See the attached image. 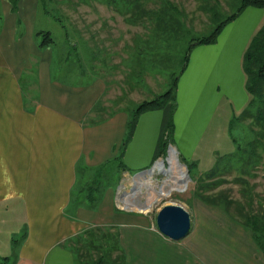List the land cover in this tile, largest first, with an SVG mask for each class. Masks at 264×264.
I'll return each instance as SVG.
<instances>
[{
  "label": "crops",
  "instance_id": "0c3cea01",
  "mask_svg": "<svg viewBox=\"0 0 264 264\" xmlns=\"http://www.w3.org/2000/svg\"><path fill=\"white\" fill-rule=\"evenodd\" d=\"M43 3L0 0V216H23L25 222L23 239L8 264H84L77 242L84 243L91 226L113 222L119 230L102 231L103 236L108 231L116 236L121 264H264L250 230L231 216H198L178 240L162 234L146 216L153 195H159L154 186L159 159L169 158L173 149L178 161L175 145L155 157L163 113L149 112L153 109L139 114L120 157L121 163L141 170L134 175L136 184L125 168L117 192H106L97 209L73 202L78 198L73 196L78 169L115 159L130 114L113 108L100 121L85 123L87 116L93 117L106 83L95 77L80 86L52 77L54 39ZM43 33L49 34L50 43H43ZM197 44L217 47L219 41L216 36L211 43ZM206 61L217 68L224 61L226 67L234 66V60L201 62ZM235 68L236 85L247 101L242 59L235 60ZM203 71L199 80L221 90L216 71Z\"/></svg>",
  "mask_w": 264,
  "mask_h": 264
},
{
  "label": "rangeland",
  "instance_id": "374dc122",
  "mask_svg": "<svg viewBox=\"0 0 264 264\" xmlns=\"http://www.w3.org/2000/svg\"><path fill=\"white\" fill-rule=\"evenodd\" d=\"M241 2L44 0L43 5L50 14L46 19L47 27L54 39L49 62L52 77L80 86L95 77L106 83L105 93L95 105L96 111L92 112L91 119L103 118L110 110L119 107L131 114L140 102L152 99L176 83L174 127L169 133L165 131L163 138L168 141L166 153L169 145L177 147L178 161L185 165V185L183 190L172 189L184 179L174 181V166L169 158L159 159L163 168L158 169L159 174L154 180L159 195L154 194L144 210L154 223L157 211L166 203L182 205L189 211L191 221L198 216H229L221 207L201 200L200 192L214 197L223 193L244 200L242 192L248 190L256 202L264 193V167L250 165L245 170L240 168L242 160L238 145L243 143V135L245 138L248 135L245 122L251 118L239 120L247 101L235 82L239 76L235 60L239 58L241 61L246 45L264 22V6L249 4L225 23L217 35V47L213 44L193 45L186 59L189 60L186 61L187 68L182 71L188 46L208 35L215 24L236 11ZM202 60H234V66L226 67L228 64L224 61L222 67L217 68ZM200 67L216 71L221 90L199 80L200 75L206 74ZM149 112L163 113L160 108ZM120 161L121 158L112 159L86 170L80 167L73 190V196L77 194L79 201L73 202L97 209L106 192H117L125 168L133 176L130 179L135 185L134 175L141 170L136 171L135 166H126L125 162L122 167ZM216 162V175L207 178L205 174ZM161 190L166 193L161 194ZM118 217L113 216V219ZM111 228L120 229L115 222L91 226L87 230L88 238L84 239L85 243L92 241L95 245L88 249L90 253L104 255L100 264H112L117 257L116 236L109 231L103 236L102 230ZM24 234L23 216H0V264L11 262ZM3 255L8 258L3 259Z\"/></svg>",
  "mask_w": 264,
  "mask_h": 264
},
{
  "label": "trees",
  "instance_id": "16d2710c",
  "mask_svg": "<svg viewBox=\"0 0 264 264\" xmlns=\"http://www.w3.org/2000/svg\"><path fill=\"white\" fill-rule=\"evenodd\" d=\"M249 4L264 6V0H242L236 11L229 16L220 19L208 35L198 38L197 41L192 42L188 46L187 54L185 55V63L188 58L189 50L193 45L197 43L213 42L223 25L236 17V15ZM43 34V43H50L52 39L49 38V34ZM242 70L245 75V90L248 94V100L243 115L239 120H244L248 116L251 118L250 121L245 122L248 128V135L246 138L243 135V143L238 145V155L242 160L240 168L245 170L250 165H262L264 167V22L255 34H253L243 52ZM175 86L176 83H174L173 87L156 95L152 99L140 102L137 107L130 112L131 114L127 124V134L121 144L119 153L115 156V159L121 157L122 150L134 129L139 114L149 109L160 108L163 110L161 137L157 144L155 157L166 152L168 141L163 138V133L165 131L169 133L173 130V113L175 105L173 96ZM101 119L102 118L94 120L91 119L90 116H87L85 118V123L90 124L98 122ZM121 165L122 167L124 166L123 163H121ZM217 170L218 162L215 163L205 176L211 178L216 175ZM240 179H242L241 181L246 182V179ZM201 189L202 187L200 190ZM242 195L245 196L244 200H236L230 198L228 194L223 193L218 197H214L213 195L209 196V194H204L203 192L198 194L201 200L213 206L221 207L229 216L237 219L240 223L246 226L250 230L256 244L264 253V193L259 196L257 202L248 190H244ZM85 235L88 238V232H85ZM77 246L79 257L83 260L84 264H100L103 261L104 255L102 253L94 256L89 252V248L92 249L95 247L92 241H88V243L84 242L82 246H80V244ZM112 262V264H121L118 256L115 257Z\"/></svg>",
  "mask_w": 264,
  "mask_h": 264
},
{
  "label": "water",
  "instance_id": "95a60500",
  "mask_svg": "<svg viewBox=\"0 0 264 264\" xmlns=\"http://www.w3.org/2000/svg\"><path fill=\"white\" fill-rule=\"evenodd\" d=\"M157 229L173 240L186 236L191 228V215L180 204L166 203L156 213Z\"/></svg>",
  "mask_w": 264,
  "mask_h": 264
},
{
  "label": "bare ground",
  "instance_id": "6f19581e",
  "mask_svg": "<svg viewBox=\"0 0 264 264\" xmlns=\"http://www.w3.org/2000/svg\"><path fill=\"white\" fill-rule=\"evenodd\" d=\"M174 152L175 151L173 149H171V153H170V157H169V161L174 166L173 167V169H174V171H173L174 172V174H173L174 178L173 179H174V181H178V182L182 181L184 179V182L183 183L179 182L177 185H174L172 187V189H176L177 188V189L183 190L184 189V185H185L186 171L184 169V166L182 164L178 163L177 158L174 155ZM158 165H159V167L163 168V163H162L161 160L158 162ZM169 171H171V170L169 169ZM160 193L161 194H165L166 191L161 190Z\"/></svg>",
  "mask_w": 264,
  "mask_h": 264
}]
</instances>
